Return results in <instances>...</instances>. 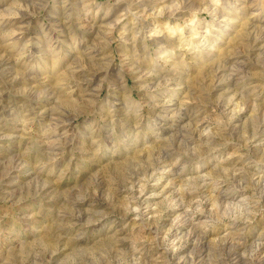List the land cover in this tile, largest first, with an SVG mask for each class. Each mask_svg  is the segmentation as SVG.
Instances as JSON below:
<instances>
[{
	"label": "rangeland",
	"instance_id": "374dc122",
	"mask_svg": "<svg viewBox=\"0 0 264 264\" xmlns=\"http://www.w3.org/2000/svg\"><path fill=\"white\" fill-rule=\"evenodd\" d=\"M0 264H264V0H0Z\"/></svg>",
	"mask_w": 264,
	"mask_h": 264
}]
</instances>
